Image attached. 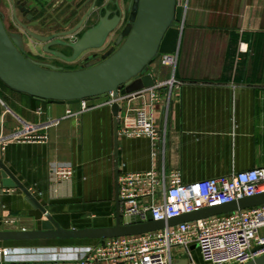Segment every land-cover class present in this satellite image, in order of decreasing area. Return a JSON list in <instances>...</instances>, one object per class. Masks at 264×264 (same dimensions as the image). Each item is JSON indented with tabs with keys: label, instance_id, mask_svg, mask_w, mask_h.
I'll return each mask as SVG.
<instances>
[{
	"label": "crops",
	"instance_id": "obj_1",
	"mask_svg": "<svg viewBox=\"0 0 264 264\" xmlns=\"http://www.w3.org/2000/svg\"><path fill=\"white\" fill-rule=\"evenodd\" d=\"M28 1L58 10L81 0ZM27 53L66 69L81 63L40 56L29 47ZM178 54L175 76L182 84L173 91L167 108L158 107L154 118L156 127L166 128L164 146L153 144L146 135H125L118 117L116 147L110 105L79 118L66 117L67 108L77 110V103L39 101L0 83L2 133H21L0 148V158L61 227L115 225L117 165L119 175L152 169H164L167 175L179 171L186 183L264 165V0H189ZM150 72L156 82L170 74L158 61ZM56 163L74 168L69 183L57 190L59 196H52L49 172ZM47 223L44 213L0 167V230L41 229ZM98 242L0 241V248L8 251L0 256V264L76 260ZM195 248L190 249L192 256ZM172 257L188 258V253L174 249Z\"/></svg>",
	"mask_w": 264,
	"mask_h": 264
},
{
	"label": "water",
	"instance_id": "obj_2",
	"mask_svg": "<svg viewBox=\"0 0 264 264\" xmlns=\"http://www.w3.org/2000/svg\"><path fill=\"white\" fill-rule=\"evenodd\" d=\"M14 30L5 26L0 10V81L9 89L43 102L74 104L81 99L97 100L110 92L129 94L154 85L150 72L161 53L178 50L183 8L176 0H81L78 4L50 10L30 5L28 0H7ZM88 26L89 24H91ZM40 56L77 62L66 69L30 57L27 48ZM115 116V145H118L119 103L111 106ZM118 164V153L115 152ZM8 179L22 189L44 213L48 223L41 229L0 230V241L36 239H97L133 236L177 224L264 205V193L203 208L168 220L141 221L137 215L120 213L119 173L116 172V223L113 226L65 229L41 202L11 172L0 158ZM173 264H189L177 258ZM243 264H264V255Z\"/></svg>",
	"mask_w": 264,
	"mask_h": 264
},
{
	"label": "built area",
	"instance_id": "obj_3",
	"mask_svg": "<svg viewBox=\"0 0 264 264\" xmlns=\"http://www.w3.org/2000/svg\"><path fill=\"white\" fill-rule=\"evenodd\" d=\"M176 3L183 8L182 20L176 22L182 31L189 0H176ZM178 58V50L159 54L157 61L170 71L163 81H155L152 86L125 95L115 96L110 92L107 97L97 100L81 99L77 102V110L67 108L66 117L79 118L89 110L117 102L122 108L118 117L123 121L125 135H146L153 144L164 146L166 128L156 127L154 118L158 107L167 108L173 91L182 84L175 76ZM164 89L166 94H163ZM3 126L2 115L0 148L21 136L20 132L3 135ZM157 153L155 151L154 156ZM73 168L69 163H56L50 167L52 196H59L57 190L69 183ZM118 181L122 216L137 215L145 222L151 214L152 220H168L264 193V165L190 183L183 181L179 171L167 175L164 169L125 172L119 175ZM192 246L199 249L202 264H243L264 255V205L187 221L140 235L99 240L83 258L55 264H173L174 249L185 250L189 264H198L191 254ZM7 252V249L0 248V256Z\"/></svg>",
	"mask_w": 264,
	"mask_h": 264
},
{
	"label": "rangeland",
	"instance_id": "obj_4",
	"mask_svg": "<svg viewBox=\"0 0 264 264\" xmlns=\"http://www.w3.org/2000/svg\"><path fill=\"white\" fill-rule=\"evenodd\" d=\"M7 0H0V10L3 11L7 17H9V8L7 7ZM11 21L6 18V21H5V26L8 28H12L11 26ZM194 256H195V260L197 261L198 264H202V259L200 257V253H199V249L196 247L194 250Z\"/></svg>",
	"mask_w": 264,
	"mask_h": 264
},
{
	"label": "flooded vegetation",
	"instance_id": "obj_5",
	"mask_svg": "<svg viewBox=\"0 0 264 264\" xmlns=\"http://www.w3.org/2000/svg\"><path fill=\"white\" fill-rule=\"evenodd\" d=\"M7 3V5H8V2H6ZM8 8H9V5L7 6ZM5 16H6V14H5ZM6 18H8L10 21H11V26H12V28H8V30L9 31H12V30H14V28H13V19L11 18V16H10V14H9V17H5V21H6ZM7 28V27H6ZM29 55V54H28ZM30 56V55H29ZM31 57V56H30ZM82 62V61H81Z\"/></svg>",
	"mask_w": 264,
	"mask_h": 264
},
{
	"label": "trees",
	"instance_id": "obj_6",
	"mask_svg": "<svg viewBox=\"0 0 264 264\" xmlns=\"http://www.w3.org/2000/svg\"><path fill=\"white\" fill-rule=\"evenodd\" d=\"M0 83H2L1 81H0ZM3 84V83H2ZM4 85V84H3ZM5 86V85H4Z\"/></svg>",
	"mask_w": 264,
	"mask_h": 264
}]
</instances>
